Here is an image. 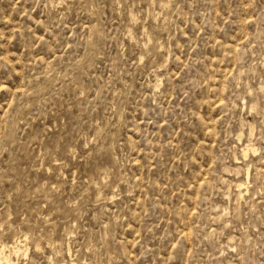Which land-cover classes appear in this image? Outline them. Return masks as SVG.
I'll return each instance as SVG.
<instances>
[{
	"label": "rangeland",
	"instance_id": "1",
	"mask_svg": "<svg viewBox=\"0 0 264 264\" xmlns=\"http://www.w3.org/2000/svg\"><path fill=\"white\" fill-rule=\"evenodd\" d=\"M16 243L15 264H264V0H0Z\"/></svg>",
	"mask_w": 264,
	"mask_h": 264
},
{
	"label": "bare ground",
	"instance_id": "2",
	"mask_svg": "<svg viewBox=\"0 0 264 264\" xmlns=\"http://www.w3.org/2000/svg\"><path fill=\"white\" fill-rule=\"evenodd\" d=\"M251 127V126H250ZM252 131H253V128L251 127L250 128V135L252 134ZM255 151H257V148L256 147H254V145L253 144H251V143H247L243 148H242V156L243 157H246L247 156V154L249 153V152H252V153H255ZM249 177H250V175H249V171H248V168L245 170V180H246V183H244V182H238V184H237V189H239L240 190V188L241 187H244V188H246V187H248V179H249ZM242 190V189H241ZM239 192V191H238ZM240 192H242V191H240ZM238 194H241V193H238ZM28 236V235H27ZM23 237H25V235L23 236ZM15 238V237H14ZM20 238V237H19ZM18 238V239H19ZM7 242V241H6ZM13 243H15V241L13 242ZM48 243V242H47ZM26 244V243H25ZM33 244V243H32ZM21 245V244H20ZM31 245V244H30ZM23 246H26V245H23ZM35 246V245H34ZM7 247H9L10 249H11V253H12V251H13V253L14 252H16V251H18L19 250V248H20V246H19V243H16V244H13V245H11V246H7L6 244H4L2 247H1V249H0V263L1 262H3L2 264H15L16 262H13L12 260L14 259V258H12V260H11V257L9 258V256H7L6 254H4L3 252H4V249L6 248L7 249ZM38 247V246H37ZM5 249V250H6ZM23 249V248H22ZM27 249H28V247H27ZM35 250H37V249H35ZM8 251H9V249H8ZM22 251V250H21ZM24 251V250H23ZM25 251H26V249H25ZM24 251V252H25ZM20 252V251H19ZM21 253H18L17 255L19 256ZM24 254V253H23ZM22 254V255H23ZM11 255H15V253L14 254H11ZM17 255L15 256V259H16V257H17ZM21 255V256H22Z\"/></svg>",
	"mask_w": 264,
	"mask_h": 264
}]
</instances>
